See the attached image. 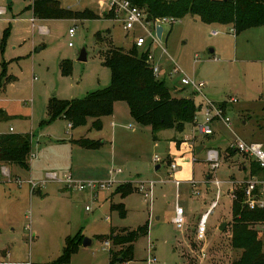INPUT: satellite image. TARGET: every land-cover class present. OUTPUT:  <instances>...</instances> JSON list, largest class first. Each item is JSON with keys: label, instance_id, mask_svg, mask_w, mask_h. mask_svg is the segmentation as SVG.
I'll list each match as a JSON object with an SVG mask.
<instances>
[{"label": "rangeland", "instance_id": "1", "mask_svg": "<svg viewBox=\"0 0 264 264\" xmlns=\"http://www.w3.org/2000/svg\"><path fill=\"white\" fill-rule=\"evenodd\" d=\"M33 1L0 0V74L3 60H10L6 75L14 77L0 79V134L11 129L31 138L28 169L0 166V264H49L61 254L65 238L77 233L90 243L79 246L70 264H110L109 250L120 249L105 238L110 229H134L146 222L148 233L134 242L133 258L114 264H230L237 259L242 250L230 243L232 198L226 181L244 179L250 162L240 153L226 161L222 151L236 136L264 144V28L233 34L228 24L206 23L187 14L173 25L163 22L162 38L147 45L172 94L193 97L200 106L195 124L204 123L203 94L216 103L225 102L229 127L216 121L209 136L194 132L191 122L182 131H153L132 118L126 102L115 101L112 114L100 118V129L93 126L94 117L71 128L64 117L50 120L49 104L81 99L110 84V70L102 64L105 46L96 41V34L109 30L112 44L125 51L135 36L148 41L150 37L138 25L124 29L113 12L106 17L108 5L99 0H59L61 7L89 9L99 16L83 20L33 18L28 8ZM42 26L48 30L42 32ZM7 27L10 35L3 50L1 36ZM213 30L218 33L213 35ZM82 49L86 61L78 60ZM65 60L71 62L68 74L62 71ZM175 65L180 70L174 73ZM184 76L193 79L201 93L181 84ZM81 138L99 144L85 148L76 143ZM197 147H202L198 153ZM207 148L221 151L213 171L206 160ZM170 160L177 162L173 176ZM48 173L59 180L71 174L98 186L78 191L49 179L32 190L30 181H43ZM214 179L222 182L220 198L207 219L205 239L198 241L195 226L215 198ZM140 182H154L151 200L138 190ZM120 185L131 189L123 195L117 191ZM120 203L124 217L113 207ZM177 204L185 213L182 230L173 222ZM257 228L264 249V230Z\"/></svg>", "mask_w": 264, "mask_h": 264}, {"label": "trees", "instance_id": "2", "mask_svg": "<svg viewBox=\"0 0 264 264\" xmlns=\"http://www.w3.org/2000/svg\"><path fill=\"white\" fill-rule=\"evenodd\" d=\"M145 14L148 22L165 17L180 19L187 14L197 16L206 23L228 24L234 34L244 30L264 28V0H129ZM33 18L47 19H95L98 14L89 9L72 10L61 7L59 0H34L28 6ZM105 13L106 17L112 15ZM109 15V16H108ZM10 27L3 30L1 48L4 50ZM96 41L105 49L102 50V64L109 68L111 73L110 84L102 89L92 91L81 99L51 101L48 108L50 120L64 117L69 121L71 128L85 125L87 117H94L93 126L101 128L102 116L111 115L115 101H124L129 107L132 118L142 126H149L153 131L164 128H175L182 131L187 122L195 123L199 105L193 97L177 96L172 94L164 78H156L146 59L150 48H138L134 43L125 51L116 47L110 39V31L96 34ZM10 61V60H9ZM3 60L0 79L11 80L7 76V62ZM71 69L69 60L62 61V71L68 74ZM1 83V82H0ZM225 110V102H219ZM264 111V106H263ZM76 143L85 148H96L99 142L89 138H81ZM224 160L238 154L233 147L228 146L223 151ZM31 157V138L28 133L4 132L0 134V164H17L22 168H29ZM257 163L250 161V174L260 173ZM211 173L207 174L210 179ZM129 185H120L117 191L123 195L130 191ZM242 189L236 191V198L232 200L230 223L231 246L241 249L240 256L230 264H264V249L258 238V225L264 222V210L250 209L244 202ZM120 216L126 215L122 204L113 205ZM148 223L134 229L111 228L108 238L114 245L120 246L118 251L110 252V264L115 261L125 262L133 258L134 242L148 233ZM83 234L65 238L61 254L49 264H70L71 256L82 244ZM104 238V237H102Z\"/></svg>", "mask_w": 264, "mask_h": 264}, {"label": "built area", "instance_id": "3", "mask_svg": "<svg viewBox=\"0 0 264 264\" xmlns=\"http://www.w3.org/2000/svg\"><path fill=\"white\" fill-rule=\"evenodd\" d=\"M99 2L100 4L106 3L108 5V10L113 12L115 14V17H118L123 21L124 29L128 30L133 28L135 25H138L145 31L147 35H149V41L142 35L132 38L133 43L138 48H143L147 45L150 46L153 43L158 42V37L155 33L156 25H161L163 22H167L168 24L173 25L178 21L177 18L165 17L155 20L154 23L148 22L142 10L132 5L129 0H99ZM151 30L153 31V33ZM230 31L234 34L233 28H230ZM73 33L74 29L72 28L69 30V35L72 37ZM217 33V30L212 31L213 35H216ZM69 45H72V43L69 42ZM146 61L151 67L154 76L156 78H160V65L155 61V58L151 52H149ZM179 70L180 68L175 65L171 72L175 73ZM180 83L185 86H191L195 89V91L201 93V89L193 79L184 76L180 79ZM202 98L204 101V123L201 125H197L194 123V132L199 131L200 133L209 136L213 134L212 124L216 121H220L225 126L229 127L231 120L228 116H226L225 110L219 105V103L211 101L203 94ZM10 131L12 130L10 129ZM194 137L195 135H193V138ZM229 146L233 147L241 155H244L245 158L249 160V162L254 161L255 163H257L261 169L260 173L250 174V169L248 168L244 179L235 180L232 178L226 181V183L230 184L229 192L232 200L236 198V191L238 189H242L244 194L243 202L248 208L264 210V144L258 141H245L236 136L234 142ZM220 156L221 151L215 148L206 149V160L210 163L212 171L219 166ZM155 160H158V158H155ZM170 161V175L173 176L174 172L177 170V162H175V160ZM117 171L120 172V170ZM49 179L60 181L67 187H72L73 189H76L78 191L84 190L87 187L95 189L98 186L97 182L94 180H89L87 182L84 180H75L72 178L71 174L64 175L63 178L59 180L57 179V175L55 173H48L46 174V178L43 181H40L38 183H33L32 181H30L32 190H35L37 187L43 186L46 180ZM174 183L177 186L180 185L177 180H174ZM221 183L222 182L217 179L211 180V184H214L216 187V194L215 198L208 204L205 212L200 216L195 226V236L198 241H202L205 239L206 222L209 215L218 205ZM193 184L194 183L192 182V185ZM99 186L103 187L102 184ZM153 186L154 182H140L139 185H137V188L138 190L144 192L145 197H149L151 200L153 194ZM86 208L88 209V207ZM173 222L175 227L179 230H182L184 224L186 223L184 210L179 204L176 205L175 217L173 219ZM259 226L261 230H264V222H261ZM104 246H110L108 240L104 241ZM152 248V245L148 244V249L150 251L152 250Z\"/></svg>", "mask_w": 264, "mask_h": 264}, {"label": "water", "instance_id": "4", "mask_svg": "<svg viewBox=\"0 0 264 264\" xmlns=\"http://www.w3.org/2000/svg\"><path fill=\"white\" fill-rule=\"evenodd\" d=\"M155 33H156V36L158 37V39H161L162 38V33H163V26L162 25H156L155 27ZM87 59V54L85 52L84 49H82L80 51V54H79V57H78V60L79 61H86ZM201 150V147H197L196 148V152L198 153L199 151ZM225 227V223H222L219 227L220 230H223ZM90 243V240L87 238V237H83L82 239V245L83 246H86V245H89Z\"/></svg>", "mask_w": 264, "mask_h": 264}, {"label": "crops", "instance_id": "5", "mask_svg": "<svg viewBox=\"0 0 264 264\" xmlns=\"http://www.w3.org/2000/svg\"><path fill=\"white\" fill-rule=\"evenodd\" d=\"M1 11H3V9H1L0 8V12ZM40 30L42 31V32H46L48 29H47V27H45V26H42L41 28H40ZM164 33V32H163ZM163 33H162V35H163ZM10 131V130H9ZM195 135V134H194ZM195 137H196V135H195ZM194 137V138H195ZM201 149H202V147H201ZM174 156H170V158L169 159H172ZM179 162V161H178ZM1 166V168H3L4 170H7L8 169V167L7 166H10V165H0ZM159 166H156V168H158ZM9 170V169H8ZM209 187V186H208Z\"/></svg>", "mask_w": 264, "mask_h": 264}]
</instances>
